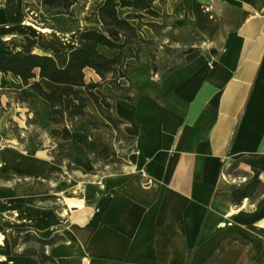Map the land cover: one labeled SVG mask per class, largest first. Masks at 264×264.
I'll list each match as a JSON object with an SVG mask.
<instances>
[{"label": "crops", "instance_id": "0c3cea01", "mask_svg": "<svg viewBox=\"0 0 264 264\" xmlns=\"http://www.w3.org/2000/svg\"><path fill=\"white\" fill-rule=\"evenodd\" d=\"M103 2L77 0L72 13L47 14L38 0H0V51H46L65 65L77 33L100 24ZM155 7L178 11L181 43L172 65L151 74L143 50L128 72L138 99L110 83L96 89L137 136L131 162L84 89L86 110L104 124L90 140L92 149L101 141L104 162H94L77 139L87 121L63 139L49 101L33 90L29 98L46 129L28 124L34 111L15 100L0 115V172L22 174L0 176V264H42L39 246L23 242L28 229L67 235L50 247L62 264H264V0H157ZM60 30L72 34L70 44L54 33ZM86 72L101 78L91 67ZM8 83L24 86L19 76L2 74L0 87ZM9 99L2 95L4 104ZM71 151L81 166L104 168L68 170ZM71 198L82 204L69 207Z\"/></svg>", "mask_w": 264, "mask_h": 264}, {"label": "trees", "instance_id": "16d2710c", "mask_svg": "<svg viewBox=\"0 0 264 264\" xmlns=\"http://www.w3.org/2000/svg\"><path fill=\"white\" fill-rule=\"evenodd\" d=\"M156 1L104 0L99 6L100 24L84 28L77 33V44L71 48L65 65H60L56 57L46 51L22 48L0 51V76L2 74L19 76L24 85L18 88L8 83L5 87H0V115L12 104V100H15L22 105L27 104L29 110L34 111L27 120L28 124L46 129L47 127L40 123L37 111L30 101V91L33 90L49 101L53 123L62 127L63 139L73 138L74 132L79 129V121L81 119L87 121L85 134L78 136L77 139L86 147L94 162L100 160L104 162L106 158L98 157L101 141L97 148L90 147L95 130L104 124L86 110V95L82 91L84 89L93 98L100 113L110 121V128L116 132L122 159L127 162L124 158H128L129 154L137 149V136L126 130L127 120L118 114L115 104L111 107L106 106L96 89L110 83L117 92L126 93L128 99H138V87L128 72L141 63L143 50L150 53L151 74H162L172 65L173 57L181 43L178 34L180 25L176 21L178 11L160 10L155 7ZM159 1L166 3L167 0ZM75 2L77 0H38L47 14L72 13V5ZM145 26L154 30V36H149L144 31ZM199 35L200 33L196 32L191 41L198 39ZM88 67L95 69L101 78L88 79L86 72ZM44 78L53 81L55 86L47 88L42 81ZM4 93L10 96L7 104L2 102ZM67 98L72 100L69 107L66 106ZM10 125L15 129L20 141L25 142L26 137L22 135V127L18 122L10 119ZM66 157L68 170L81 168L83 171L96 173L105 165L87 169L76 163L74 151L67 153ZM236 166L237 164H234L232 168ZM0 176L13 178L22 174L8 171L0 172ZM22 239L23 242H33L39 246L37 257L42 264H62L50 251V247L66 240L65 233L56 231L46 237L34 229H28L23 232ZM236 239L244 243L249 242L239 235H233L230 240Z\"/></svg>", "mask_w": 264, "mask_h": 264}, {"label": "built area", "instance_id": "2783aa9c", "mask_svg": "<svg viewBox=\"0 0 264 264\" xmlns=\"http://www.w3.org/2000/svg\"><path fill=\"white\" fill-rule=\"evenodd\" d=\"M124 159L127 162H131V159H130L129 156H128V158H124ZM141 172L143 174H146L147 173V165L146 166H143L141 168ZM98 183H100L102 186L105 185L104 178L103 177L99 178ZM67 204H68L69 207L74 208V207L80 206L82 203L79 200H77V199L71 198V199H68L67 200Z\"/></svg>", "mask_w": 264, "mask_h": 264}, {"label": "rangeland", "instance_id": "374dc122", "mask_svg": "<svg viewBox=\"0 0 264 264\" xmlns=\"http://www.w3.org/2000/svg\"><path fill=\"white\" fill-rule=\"evenodd\" d=\"M54 33H56V34H58L62 39H63V41H65V42H67V43H71V41H72V34H69V33H66V31H61L60 30V32H54ZM237 170H233L232 169V172H236Z\"/></svg>", "mask_w": 264, "mask_h": 264}, {"label": "bare ground", "instance_id": "6f19581e", "mask_svg": "<svg viewBox=\"0 0 264 264\" xmlns=\"http://www.w3.org/2000/svg\"><path fill=\"white\" fill-rule=\"evenodd\" d=\"M73 41H74V42H76V39H75V37L73 38Z\"/></svg>", "mask_w": 264, "mask_h": 264}]
</instances>
